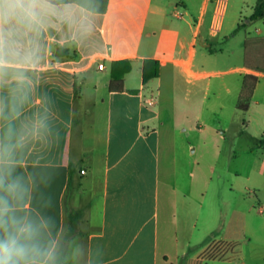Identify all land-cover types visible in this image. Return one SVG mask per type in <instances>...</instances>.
<instances>
[{
  "label": "crops",
  "instance_id": "1",
  "mask_svg": "<svg viewBox=\"0 0 264 264\" xmlns=\"http://www.w3.org/2000/svg\"><path fill=\"white\" fill-rule=\"evenodd\" d=\"M228 3L218 19L219 0H109L103 14L68 0L58 4L75 10L77 24H52L32 37L38 59L25 111L46 109L58 136L31 145L29 159L52 176L49 214L66 225L78 215L76 232L104 246L103 264H236L225 259L236 246L247 264L240 239L212 227L217 169L197 157L207 142L230 141L233 156L264 149L256 44L264 19L249 20L258 0L247 12L229 13ZM122 61L131 65L123 91H110L112 65ZM146 61L158 63V76L144 82ZM249 74L258 83L244 113L237 105ZM230 171L227 194L240 177ZM247 215L239 201L230 217L243 223ZM214 250L220 257L206 256Z\"/></svg>",
  "mask_w": 264,
  "mask_h": 264
},
{
  "label": "clouds",
  "instance_id": "2",
  "mask_svg": "<svg viewBox=\"0 0 264 264\" xmlns=\"http://www.w3.org/2000/svg\"><path fill=\"white\" fill-rule=\"evenodd\" d=\"M52 24H77L76 12L55 0H0V264H103L104 246H92L71 225L49 214L52 176L29 147L58 136L47 110L26 113L34 42Z\"/></svg>",
  "mask_w": 264,
  "mask_h": 264
},
{
  "label": "rangeland",
  "instance_id": "3",
  "mask_svg": "<svg viewBox=\"0 0 264 264\" xmlns=\"http://www.w3.org/2000/svg\"><path fill=\"white\" fill-rule=\"evenodd\" d=\"M259 2L260 0H258V4ZM256 3L257 0H229L228 11L231 13L236 9L243 8L247 12ZM259 25L264 29L263 23H259ZM251 34L252 37H256L254 31ZM245 36V32H243L238 40H244ZM233 44L235 45V41ZM243 62H245L244 59ZM220 133H222V130H220ZM211 134L213 133L207 132L203 136H211ZM201 145L203 144L201 143ZM207 146L205 154L199 150L197 157L202 165L207 167L214 166L217 169L215 179L218 184L214 187L216 190L211 189V191H214L212 195L213 204L216 205L219 217L217 221L215 218L214 222H212V227L214 226L213 228L216 229L215 233L222 231L226 235H234L240 239V243H242L240 251L243 252L247 264H264V213L260 214L258 212L259 206L254 195V193H258L264 205V149L256 150L254 153L240 152L233 156L230 149L232 146L230 141H220L218 147H213L210 142H207ZM228 170L240 172V177L234 185L236 191L233 194H227L224 190V185L227 186V181L230 179L231 173ZM220 178L221 180H219ZM211 191L209 190L206 197L211 195ZM239 201L241 211L244 210L247 213L250 211L251 213V216L247 215V219L243 223V220L239 223L236 217H230L235 203ZM200 222L199 229L203 226ZM76 230L77 228L74 227L73 231L76 232ZM247 232L251 235L250 242L246 238ZM218 245L220 244L216 243L215 247ZM236 247L237 249L235 250L232 247L226 250L227 256L225 259L241 264L243 258L239 261V249L238 246ZM216 252L214 250L213 253H208L206 256L220 257L216 255Z\"/></svg>",
  "mask_w": 264,
  "mask_h": 264
},
{
  "label": "trees",
  "instance_id": "4",
  "mask_svg": "<svg viewBox=\"0 0 264 264\" xmlns=\"http://www.w3.org/2000/svg\"><path fill=\"white\" fill-rule=\"evenodd\" d=\"M68 0H55L56 3H64ZM74 3L85 8L86 10L95 13L103 14L106 12L109 0H72ZM264 19V0H260L257 5L255 12L249 18L250 21H259ZM241 27V26H240ZM239 29V28H238ZM256 44L260 46L257 52L262 55L264 60V39H259ZM260 66L264 67V62H260ZM158 63L155 61H146L144 66L143 80L147 82L149 79L158 76ZM131 70V65L129 62H116L112 65L111 82L109 85L110 91H123V77L125 74L129 73ZM258 83V76L255 74H249L244 79L243 88L238 101L237 108L242 112H247L250 107V101L254 93V89ZM261 146H264V139L261 141ZM79 221L78 215L70 216V225L72 229L77 227Z\"/></svg>",
  "mask_w": 264,
  "mask_h": 264
},
{
  "label": "built area",
  "instance_id": "5",
  "mask_svg": "<svg viewBox=\"0 0 264 264\" xmlns=\"http://www.w3.org/2000/svg\"><path fill=\"white\" fill-rule=\"evenodd\" d=\"M226 1L227 0H219V9L216 13V17L218 19H221L223 17V13H224V9H225V4H226ZM98 69L100 71L104 70L105 69V64L104 63H100L98 65ZM150 105H154L156 103V100L154 98H150L148 101H147ZM81 174L84 175L86 174V171L85 170H81Z\"/></svg>",
  "mask_w": 264,
  "mask_h": 264
}]
</instances>
